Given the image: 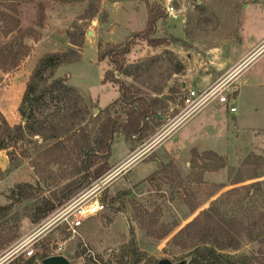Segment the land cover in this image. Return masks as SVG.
I'll return each instance as SVG.
<instances>
[{
    "label": "rangeland",
    "instance_id": "1",
    "mask_svg": "<svg viewBox=\"0 0 264 264\" xmlns=\"http://www.w3.org/2000/svg\"><path fill=\"white\" fill-rule=\"evenodd\" d=\"M92 1L46 0V21L43 28L48 37L43 47H51L49 50L52 51H30L17 67L9 70L0 68V106L7 110L11 125L23 123L19 113L22 96L39 60L52 53L61 55V60L65 62L54 70L53 67L48 68L41 77H48L53 70L54 78H68V84L86 97V101L80 103L83 107L85 104L87 106L86 119L81 124L79 121L75 128L82 125L92 128L97 125L105 116L102 109L121 97L117 86L111 82H103L105 71L111 68L108 58L100 61L98 57L113 45L128 40L133 31L144 29L148 19V3H160L167 15L159 23L155 36L167 39L170 34L166 29H169L173 35L183 37L185 44L172 43L170 46L184 49L183 52L180 51V55L183 56V61L190 62L189 66L193 70L172 76L171 84L168 83L164 89L160 96L164 99L160 111L166 119L162 120L157 130L135 145L124 134L115 135L110 156V163L114 166L109 172H114L132 154L133 148L134 154L128 160L131 161L129 164L135 163L126 172L119 171L98 194L105 204V211L85 219L75 231L66 220L61 219L42 232L37 241L49 236L58 245L53 255L63 254L78 264H131L130 257H122L123 250L131 239L137 241L140 250L158 260H190L189 250L176 245L174 235L202 210L207 209L215 199L222 198L230 202L243 199L248 195L251 183L257 181L246 180L231 185V178L228 177L229 170L235 169L242 177L247 178L249 173L247 169H243V161L252 154L264 157V51L236 83L232 78L233 73L227 76L231 90L235 85L241 86L242 95L235 100L237 111H229L224 104L208 105L181 123L183 125L171 135V128L179 124L183 109L182 96L185 91L180 83L186 78L200 75L196 71L197 67L202 69L205 62L208 63L207 56L213 46L220 45L223 50L218 63H222L225 69L233 66L243 50L256 43L264 32V3L261 0H179L175 4L178 16H173L166 11L167 0ZM37 4H27L28 8L23 14L24 28L36 25ZM3 44L1 37L0 46ZM146 44L145 42L144 45ZM141 45L138 48L135 45L127 55L129 62L152 52L144 51L147 45ZM164 51L159 53L163 54ZM173 53L177 55L176 52ZM116 75L123 77L128 84L140 87L147 95H152L135 78L119 73ZM194 87L200 88L197 85ZM124 106L118 104L114 109L122 111ZM95 108L98 110L95 111ZM38 116L41 121L45 118L44 113ZM235 119L238 121L237 127ZM177 137L179 140L175 141ZM41 141L38 136L28 133L19 141L16 159L21 161V166L12 171L7 170V152L0 150V204L8 203L11 189L18 182L36 183L41 179V172L31 164L35 142ZM194 146H199L201 150L215 151L227 158V167L215 170L216 166L212 162L206 164L205 161H200L198 168H192L190 151ZM26 149L32 153L33 158L24 153ZM155 158L158 159L157 162ZM259 181L262 188L257 194L256 207L264 212V177ZM85 191L86 188L81 190L40 224L44 226L51 223ZM116 196H119V201L108 203ZM28 207L29 202L17 206L22 219L21 236L0 253V259L12 247L39 229L40 224L33 225L27 218ZM193 207L198 208L193 211ZM59 247H62V251H59ZM261 249L264 250L258 243L244 240L235 253L259 255Z\"/></svg>",
    "mask_w": 264,
    "mask_h": 264
},
{
    "label": "trees",
    "instance_id": "2",
    "mask_svg": "<svg viewBox=\"0 0 264 264\" xmlns=\"http://www.w3.org/2000/svg\"><path fill=\"white\" fill-rule=\"evenodd\" d=\"M94 1L98 0L92 2ZM30 2L38 3L35 24L43 28L46 21V0H0V38L10 37L0 46L2 69L17 67L30 54L31 47L25 42L27 38L32 37L37 41L41 37L34 27L21 26L20 5ZM166 18L160 3H148V19L144 29L133 32L128 40L100 53L99 60L108 58L111 65L104 73L103 82H111L117 86L121 97L102 109L105 116L94 127L82 125L75 128L79 121L81 124L86 119L87 106L81 105L86 97L68 84V78H54L53 70L65 62L57 53L42 57L34 69L19 106V113L25 123L13 126L0 113V150L7 152V170L12 171L21 166V161L16 159V148L27 133L42 140L41 143L35 142L34 158L28 149L24 151L28 157L33 158L31 164L41 172V179L36 183L18 182L11 189L8 203L0 204V253L21 236L22 219L17 206L29 202L26 215L30 223H42L66 201L111 170V144L117 133L124 134L135 145L161 126L163 121L157 115L164 116L160 111L164 99L160 96L172 76L183 73L185 66L173 51L167 49H164L163 54H149L132 62L128 61L127 55L141 42H146L154 50L172 43L185 44L184 39L173 35H169L167 39L155 36L158 23ZM50 67H53L51 75L42 78V73ZM117 73L135 78L152 95H147L140 87L128 84ZM152 81H155L153 85ZM118 104L125 105L121 108L122 111L114 109ZM43 113L46 119L41 121L38 115ZM190 158L192 168H198L200 161H205L206 164L212 162L216 166L215 170L228 165L227 158L217 152L201 151L197 147L191 149ZM242 167L248 170L247 178L242 177L235 169L229 170L228 178H231V185L257 180L248 187L249 193L243 198L246 201L238 199L230 202L217 198L174 235L175 244L189 250L193 258L192 264H264L263 249L259 255L235 253L244 240L258 243L264 248V212L256 207L257 194L262 188L259 179L264 177V157L252 154L243 161ZM234 173L235 176L232 177ZM117 201L119 196L112 197L108 203ZM197 208L193 207L192 210ZM57 248V243L45 236L34 243L32 256L20 254L8 264H41ZM127 256L130 257L131 264L159 262L155 256L140 250L135 239H131L123 250L122 257ZM87 261L90 262L88 259Z\"/></svg>",
    "mask_w": 264,
    "mask_h": 264
},
{
    "label": "built area",
    "instance_id": "3",
    "mask_svg": "<svg viewBox=\"0 0 264 264\" xmlns=\"http://www.w3.org/2000/svg\"><path fill=\"white\" fill-rule=\"evenodd\" d=\"M178 1L179 0H167L165 8L168 14H172L173 16L177 14L178 10L176 9L175 4ZM247 61L248 59L242 62L238 68H241V66H243ZM227 79L228 78L225 77L201 90L192 87L187 88L182 97L183 109L178 125L213 103L227 105L229 111L231 112L237 111V108L234 105V91L230 89L231 85ZM171 129H174V126ZM129 162L131 161L127 160L123 163L124 165H118L114 172H109L93 185L87 187L86 191L82 193V196H80L78 200L76 199L73 201L70 206H67L66 210L51 223L44 226L40 224L39 229L36 230L38 232L35 231L32 236L28 237L23 242L18 243L15 247H12L8 253L1 257L0 264H5L9 259L19 256L20 254L32 256L34 254L32 243L39 239L42 232L61 219L66 220L70 227L75 231L76 228L82 225L85 219L104 212L106 207L103 201L99 198L98 194L104 190V188L112 181L119 171L124 170L123 168H125ZM70 217H72L71 220H69ZM61 248L62 247H59V251H62Z\"/></svg>",
    "mask_w": 264,
    "mask_h": 264
},
{
    "label": "crops",
    "instance_id": "4",
    "mask_svg": "<svg viewBox=\"0 0 264 264\" xmlns=\"http://www.w3.org/2000/svg\"><path fill=\"white\" fill-rule=\"evenodd\" d=\"M264 3V0H261V3ZM157 3V2H156ZM260 3V2H259ZM27 4H30V3H23V4H21L20 5V12H19V18H20V20H21V26H22V28H24L25 27V25H24V22H23V14L25 13V11H26V9L28 8L27 6ZM32 9V8H31ZM175 16H178V14H176ZM36 19V17H34V20ZM162 21V20H161ZM160 21V22H161ZM159 22V23H160ZM159 23H158V25H159ZM145 24H146V22H145ZM33 25V26H32ZM31 25V27H34L41 35V37H40V39L39 40H37V41H35L32 37H30V38H27L26 40H25V42L31 47L30 48V50L29 51H52V50H49L50 48H46V47H43L44 46V44H46L45 42H46V37H48V34H47V31L45 30V28H39L38 26H36V25H34V24H32ZM157 28H158V26H157ZM44 30L46 31L45 32V34H43V32H44ZM41 31H42V33H41ZM166 31H167V33L168 34H170V35H173L171 32H170V30L169 29H166ZM133 32H135V31H133ZM132 32V33H133ZM43 34V35H42ZM44 36V37H43ZM173 36H175V35H173ZM175 37H179V38H182V39H184L183 37H180V36H175ZM10 37H8V38H3L2 37V39L4 40V42H6L8 39H9ZM140 44H142L141 46H143L144 44H145V42H141V43H139V44H136V47L138 48V46H140ZM147 45V44H146ZM146 45H144V46H146ZM147 48H146V50H144V51H152V52H148L146 55H144V56H141V57H145V56H148L149 54H156V53H159V51H162V50H164V49H157V50H154V49H151L148 45L146 46ZM132 49H134V47L132 48ZM165 49H167V50H170V51H174V52H176V54H177V56H179L180 54H181V52H183L184 51V49H182V48H175L174 46H167V47H165ZM137 50V49H136ZM156 51V52H155ZM181 51V52H180ZM221 51H223L222 50V47L220 46V45H217V46H213V48H211L210 50H209V53H208V56H207V59H208V63L207 62H205V65H204V67L202 68V69H200V67H197V70L196 71H198V72H200V75L199 76H197V77H191V79H184V80H182L181 81V88H182V90H184L185 92H186V90H187V88H190V87H192V88H195L194 87V85H197V86H199L200 88H196V89H198V90H201V89H203V88H206L207 86H209V85H211V84H213V83H215V82H217V81H219V80H221V79H223V78H225V77H227L229 74H231V73H233L232 74V78H233V80H234V82L236 83V81L238 80V78L242 75V74H244V72L253 64V62L261 55V53L264 51V32L262 33V36L259 38V40L256 42V43H254L253 45H251L250 47H247V48H245L243 51V53H242V55L239 57V59L237 60V62L233 65V66H231V67H229V68H227V69H225L223 66V64L222 63H218V61H219V58H220V52ZM141 57H136V59H138V58H141ZM183 56H179V59L182 61V63L184 64V66H185V70H184V72L187 70V71H189L190 69L191 70H193L189 65H190V62L188 63V62H186V61H183ZM248 59V61L243 65V66H241V68H238V66L242 63V62H244L245 60H247ZM186 64H187V68H186ZM209 64H210V66H212V67H210L209 66ZM199 66H200V64H199ZM210 68H212V70L210 69ZM238 68V69H237ZM183 72V73H184ZM183 73H179V74H183ZM179 74H174L173 76L175 77L176 75H179ZM246 81H248V80H246ZM172 82V81H171ZM171 82L169 81V84H171ZM185 86V87H184ZM233 91H234V105H235V100L236 99H238V98H240V96L242 95V90H241V86L240 85H235V87H234V89H233ZM185 94V93H184ZM183 97V96H182ZM210 105H212V104H210ZM213 105H215V106H221L220 104H217V103H213ZM0 112L7 118V120H8V117H7V110H5L2 106H0ZM162 117H165V116H162ZM163 120V119H162ZM235 127H237V125H238V121H237V119H235ZM183 125V124H182ZM181 124L180 125H177V128L175 127L174 129H172V131L170 132L171 133V135H173V133H175L176 131H177V129L178 128H180L181 126H182ZM238 134V133H237ZM176 135V134H175ZM237 136V135H236ZM167 138V137H166ZM165 138V139H166ZM164 139V140H165ZM179 140V137H177V138H175V141H178ZM163 142V141H162ZM161 142V143H162ZM195 147H197V148H199V146H194V147H192V148H195ZM191 148V149H192ZM157 149V148H156ZM156 149H154V150H156ZM200 149V148H199ZM201 150V149H200ZM204 149H202L201 151H203ZM135 150H134V148L132 149V154H134L133 152H134ZM174 151V150H173ZM172 151V152H173ZM132 154H130L129 155V157L132 155ZM128 157V158H129ZM128 158L126 159V160H124L121 164H123V163H125L127 160H128ZM155 161L157 162L158 161V159L157 158H155ZM135 163V162H134ZM134 163H131V164H129L125 169H124V172H126ZM120 164V165H121ZM124 165V164H123ZM112 166H114V165H112Z\"/></svg>",
    "mask_w": 264,
    "mask_h": 264
},
{
    "label": "water",
    "instance_id": "5",
    "mask_svg": "<svg viewBox=\"0 0 264 264\" xmlns=\"http://www.w3.org/2000/svg\"><path fill=\"white\" fill-rule=\"evenodd\" d=\"M97 110L98 108H95V111ZM157 116L163 120L166 119V117H162L160 114H158ZM192 260L193 258H191L190 260L185 259L180 262H174L171 259L165 258V259L159 260L158 264H192ZM41 264H78V263H73L71 260H69V258H67L63 254H55V255H51V256L44 258L41 261Z\"/></svg>",
    "mask_w": 264,
    "mask_h": 264
}]
</instances>
